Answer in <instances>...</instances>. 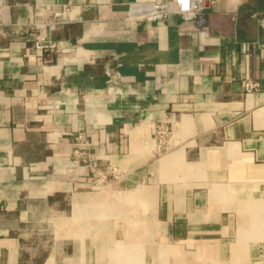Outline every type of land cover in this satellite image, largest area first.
I'll use <instances>...</instances> for the list:
<instances>
[{"label":"crops","instance_id":"crops-1","mask_svg":"<svg viewBox=\"0 0 264 264\" xmlns=\"http://www.w3.org/2000/svg\"><path fill=\"white\" fill-rule=\"evenodd\" d=\"M137 1L0 0V264H264V0Z\"/></svg>","mask_w":264,"mask_h":264},{"label":"built area","instance_id":"built-area-1","mask_svg":"<svg viewBox=\"0 0 264 264\" xmlns=\"http://www.w3.org/2000/svg\"><path fill=\"white\" fill-rule=\"evenodd\" d=\"M208 0H142L132 3L125 17L126 21H156L161 22L172 14L179 15L185 19L201 18L207 9ZM69 7H64L61 11H56L49 17H43L39 21L26 26L27 37L32 39L38 56L44 51L57 53H70L75 51L74 45L63 40H56L52 37V30L59 24L67 20ZM107 73L111 75L108 70ZM118 74V73H117ZM246 88L251 89L254 84L250 81L245 83ZM166 129L158 128V134L164 135ZM82 135H78V140H83ZM76 155H81L79 150H75ZM97 170V169H96ZM112 173L110 169L95 171L93 182L103 185L108 176Z\"/></svg>","mask_w":264,"mask_h":264}]
</instances>
